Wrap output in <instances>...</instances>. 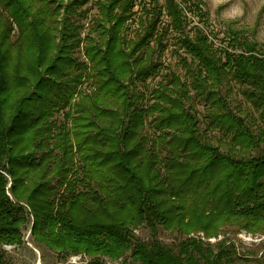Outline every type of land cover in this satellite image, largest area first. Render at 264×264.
<instances>
[{"label":"trees","instance_id":"1","mask_svg":"<svg viewBox=\"0 0 264 264\" xmlns=\"http://www.w3.org/2000/svg\"><path fill=\"white\" fill-rule=\"evenodd\" d=\"M93 1L0 0V246L21 245L29 225L37 245L63 258L224 264L225 244L207 240L226 228L264 235V131L222 93L240 85L264 125V45L230 29L217 47L190 26L183 5L203 18L196 0H97L82 39L75 19ZM171 34L186 79L161 84L141 107L137 85L158 72ZM81 47L87 63L64 83ZM90 81L91 92L78 90ZM191 91L208 105L205 130L186 107ZM143 227L150 243L135 240ZM159 228L185 238L177 252L156 238Z\"/></svg>","mask_w":264,"mask_h":264},{"label":"rangeland","instance_id":"2","mask_svg":"<svg viewBox=\"0 0 264 264\" xmlns=\"http://www.w3.org/2000/svg\"><path fill=\"white\" fill-rule=\"evenodd\" d=\"M96 1L97 0H94L84 8L83 17L75 19L76 24L81 26L82 39L87 36L97 16L98 9ZM146 1L149 2L150 0ZM196 1L202 3L203 18L193 17V11H188V4L186 3L183 5V7L187 9L186 15L191 23L190 26L192 27L199 23L200 27H203L210 37L213 38L217 47L224 45L225 37L230 29L238 30L245 37L256 40L261 45H264V0ZM163 21L164 23H168V18L165 17ZM136 26V24H130L132 30H135ZM84 44H82V46ZM177 51H179L177 38H175L174 34H171L168 39L167 50L162 55L157 54L156 56V61L159 64L158 72L152 75L145 85H137L138 93L136 99L139 106L146 107L147 105H151L152 102L148 101V99L151 98V93L159 89L161 84L170 82L174 76L180 77L182 80L186 79L185 71L182 69L180 63V57L176 54ZM179 53L190 62V57L186 56L184 51H180ZM68 57L73 60L75 65L63 78L64 83L76 81V77L80 73L78 68L81 64L87 63L83 47L74 51ZM91 85L95 86V82L90 81L89 85L83 82L78 90L89 93L93 89ZM222 93L228 98L233 112L243 117L255 134L264 131V125L259 121L258 113L252 108L251 104L247 102L243 95V88L240 85L229 82L223 87ZM190 97L191 100L185 101L186 107L194 108L197 111L202 121L201 129L205 130L209 124V119L207 117L208 105H206L203 100L195 98L193 91L190 92ZM66 111V109H63L61 112H55L53 120L61 124ZM146 131L150 134V137H153L150 127H147ZM204 135H206L211 143L217 146L219 145L222 150H226L228 147L220 132L210 131ZM261 148V152H264V144ZM53 185H55V182H53ZM29 229L30 227L27 225L23 230V242L21 245L0 246V260L2 264H93L88 257L71 255L63 258L58 253L44 246L37 245ZM134 235L135 240L144 243H150L154 237L152 231L147 227L138 229L134 232ZM199 236L203 238V234H199ZM156 238L174 252H177L179 248L178 245L185 239L176 233H170L162 228H159ZM206 242L210 243L214 249H216L220 243L225 244L227 256L224 259V264H264V235H252L245 231L226 228L217 239L212 238ZM107 264L135 263L132 262L131 253H129L124 259L114 263L108 262Z\"/></svg>","mask_w":264,"mask_h":264}]
</instances>
